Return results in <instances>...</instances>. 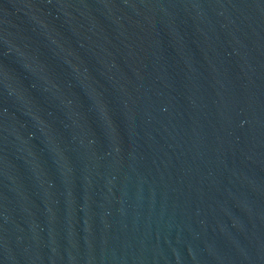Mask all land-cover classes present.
<instances>
[{"label":"water","instance_id":"95a60500","mask_svg":"<svg viewBox=\"0 0 264 264\" xmlns=\"http://www.w3.org/2000/svg\"><path fill=\"white\" fill-rule=\"evenodd\" d=\"M0 264H264V0H0Z\"/></svg>","mask_w":264,"mask_h":264}]
</instances>
